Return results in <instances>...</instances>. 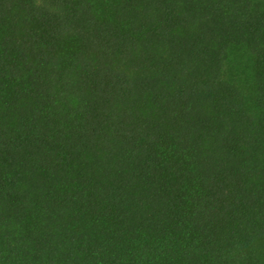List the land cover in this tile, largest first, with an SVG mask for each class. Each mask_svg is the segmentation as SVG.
<instances>
[{
    "label": "trees",
    "instance_id": "obj_1",
    "mask_svg": "<svg viewBox=\"0 0 264 264\" xmlns=\"http://www.w3.org/2000/svg\"><path fill=\"white\" fill-rule=\"evenodd\" d=\"M0 264H264V0H0Z\"/></svg>",
    "mask_w": 264,
    "mask_h": 264
}]
</instances>
